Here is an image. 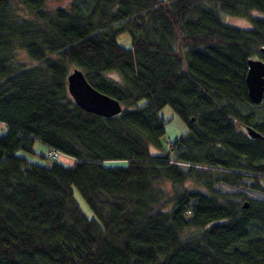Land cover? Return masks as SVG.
Segmentation results:
<instances>
[{
  "label": "trees",
  "instance_id": "trees-1",
  "mask_svg": "<svg viewBox=\"0 0 264 264\" xmlns=\"http://www.w3.org/2000/svg\"><path fill=\"white\" fill-rule=\"evenodd\" d=\"M45 3L0 0V264H264V91L260 119L240 110L247 61H264V16L250 15L264 0ZM16 51L35 64L11 63ZM72 68L121 111L76 106ZM166 105L187 130L151 153ZM34 141L71 166L15 154Z\"/></svg>",
  "mask_w": 264,
  "mask_h": 264
},
{
  "label": "rangeland",
  "instance_id": "rangeland-1",
  "mask_svg": "<svg viewBox=\"0 0 264 264\" xmlns=\"http://www.w3.org/2000/svg\"><path fill=\"white\" fill-rule=\"evenodd\" d=\"M70 1L71 0H59V1L46 0L45 8L46 9H53L56 7H66ZM250 15L255 16V17H263L264 16L262 13H260L258 11H254V10L250 12ZM219 16L222 18L224 23L231 25V26H235V27H239V28H249V26H250L247 19L242 18V17H234V16L231 17V16L222 15V14H219ZM115 40L119 45H121L125 48L130 47L131 36L127 31H123V32L119 33L118 35H116ZM11 63H13L15 65H21V66H31V65L35 64V62L30 60L25 55V53L22 51H16L11 55ZM141 103L142 102H138L137 105H140ZM250 105L251 106L241 105L240 110L243 112H246V113L251 112L250 110H252L253 114H254V119H260L262 117V114H263V106L252 105V104H250ZM158 115L165 122L164 126H163L164 132H163V135L161 136V138L159 139L160 147L159 148H154L152 146L149 147V152H151V153H162V151L166 150L167 142L173 141L178 136L184 134L187 130V126L185 125V123L173 112V110L168 105L162 107L158 111ZM46 150L47 149L43 144L39 143L38 141H34L33 145H32L31 152L24 151V150H17L15 152V154L19 155L21 157H24L27 161H29L31 163L39 164L42 166H48L53 162L60 164L62 166H65V167L71 166L72 158L65 156V155H62V154L58 155L56 160H54V161L45 159L43 157V154L46 152ZM179 166L185 167L184 165H181V164ZM186 185H188V187L192 188L193 184L188 182ZM262 186L264 187V182L262 183ZM163 187H165V189L168 190V192L172 191V190H170L169 184H165ZM217 188L221 189L224 192L225 191L226 192H234L235 191V189L229 188L225 185H219V186H217ZM238 190L242 191L244 193V195L248 198H261V197H263V194H261L257 191L250 190V189H238ZM73 197H74L75 201L77 202V204L79 205L82 212L88 218H92L93 214H92L91 210L89 209V207L84 202V200L82 199V197L80 196L79 192L76 189H73Z\"/></svg>",
  "mask_w": 264,
  "mask_h": 264
},
{
  "label": "water",
  "instance_id": "water-1",
  "mask_svg": "<svg viewBox=\"0 0 264 264\" xmlns=\"http://www.w3.org/2000/svg\"><path fill=\"white\" fill-rule=\"evenodd\" d=\"M259 52L264 56V47H261ZM244 82L249 103L260 104L264 91V61L262 59L251 58L247 61ZM66 91L73 103L86 112L107 118L121 111L119 102L95 90L80 69L72 68L67 74ZM246 133L252 138H263L251 127H246ZM242 207H246V202H243Z\"/></svg>",
  "mask_w": 264,
  "mask_h": 264
},
{
  "label": "built area",
  "instance_id": "built-area-1",
  "mask_svg": "<svg viewBox=\"0 0 264 264\" xmlns=\"http://www.w3.org/2000/svg\"><path fill=\"white\" fill-rule=\"evenodd\" d=\"M0 127H1V125H0ZM47 155L48 156H51V157H55V152H53V151H49L48 153H47Z\"/></svg>",
  "mask_w": 264,
  "mask_h": 264
}]
</instances>
